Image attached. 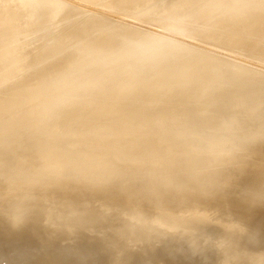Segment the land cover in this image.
Listing matches in <instances>:
<instances>
[{
	"label": "bare ground",
	"instance_id": "obj_1",
	"mask_svg": "<svg viewBox=\"0 0 264 264\" xmlns=\"http://www.w3.org/2000/svg\"><path fill=\"white\" fill-rule=\"evenodd\" d=\"M72 1L73 2L76 1V3L77 2L86 3L88 5L95 4L97 2H102V4H100V7L102 6L103 8L108 3L109 5H111L110 7L108 5V7H109L108 10H110V8L113 5V7H112L113 10L111 9L112 12H115V14H119L120 16L124 14L128 17V19L132 18V19L146 20L148 18L155 17V18L163 20L164 24L167 26V27H160V28L168 29L174 33H178V35L181 34L183 36L185 33H181V32L176 31V30L182 29L181 25H182V22L184 21V18L186 17V14L190 15V16L208 17L211 14H214L217 11L218 7L224 3V0H215L213 2H210L209 0H201L198 7L189 8L192 6V4H191L192 0H183V1L182 0H177V1L176 0L175 1L169 0L170 2H167L168 0L156 1V3L157 2L158 3L153 5V6H151L147 3L148 1L150 2V0H0V71L2 70L3 65H4L3 64L4 58L7 60L6 61L7 64H5V65L9 66V68L6 70L7 67L4 65L3 70H6L7 72L4 71L5 72L4 73L2 70L3 74L2 73L0 74V121H2V123L6 122L8 119H9V121H11V120L16 121V120L21 119V118L19 119L20 116H22L24 118H29V117H26V116H28L27 114L30 113L29 116H31L32 112L35 113V111H39V112H43V113L49 112V116H48L47 120L42 125H41V123L38 124L37 121H36L37 122L36 123L33 120L34 121L33 123L37 124L34 128L36 130L32 129V131L30 132L31 128L29 127L30 129L26 131V127H28L29 125L25 126V129L23 130L26 133H23V131L18 132V130L17 131L13 130V133H16L15 137H17V135H19L17 133H20L22 136L19 135V137H17V138L14 137L15 140L7 141V143L8 142L10 143V144H8L9 146L7 145V143H5V141L9 137L8 135L9 134L11 135V133H12L10 131V130H12V129H10V125L12 122H8V123L6 122V124L3 123V126L1 125L2 123L0 122V126H1L0 127V132H1L0 137L1 136L4 137L5 140L1 139L2 137L0 139L8 147H10V149H8L7 146L4 145L3 143H1V141H0V146L4 145V147H6L5 150L6 151L8 150L4 157H3V155L0 156L2 158V159H0V176H1L2 170L4 169L2 166H5V164H7L6 162L10 163V162L14 161L13 163H11V166H14L18 171L15 173V175H17L21 171L23 172V170L28 168V167L31 168L34 172L35 168L38 167L37 165H42V164H43L42 165V170H43V166H45L44 165L45 163H43V162H46L49 165L48 166L49 169L46 172L44 171L45 174L43 172L44 177L46 175L47 177L49 176V177L67 178V179L72 180V181H70V182H72V185H74L75 183H78L80 181L84 184H87V183L93 181V182L97 183V185H106V184L110 185L109 184L110 182L112 183L115 181L123 180L125 183L126 180L127 181L128 180L129 181H132V180L135 181L136 178L144 177V178H149V179L154 180V186L156 184L155 182H157V183L159 182V184H157V185H160V187H161L162 184H160V183H164V182H162L163 180H166L165 182L167 184L171 183L173 185H175L174 184L175 180H177V178L175 177L176 176L175 173L177 172L176 171L177 165L174 167H170V165H166L165 167H161L162 164H161V166H158L160 164L157 165V162H162V161L164 164H166L167 162L166 161L164 162V160H166L165 158L168 159V158H171V157L176 156V155L178 156V154H184V155H186L185 156L186 159L184 161H182L184 164L181 162L184 166H192L195 162H196L195 165H197V164H199V162L197 163V161H199V160L197 159V161H195L196 160L195 153L199 152L198 151L199 149L200 150L202 149V151H203V149L208 147V146L215 147V149H216V147H220V148H222V150L219 148V151L220 150L223 151L222 156L224 157L226 155V153L229 152L228 149L229 148L231 149L233 147V145H234L233 142L236 143V141H238L237 139L240 140L241 137H243V138L240 141H242L243 139H244L243 141H245L246 139L248 140V142H247L248 144H246L247 146L245 145L248 148H246L244 146V148H246L247 150L253 149L255 147V142L257 145L259 143L260 146L259 145L258 146H259L260 150H262L263 147H261L262 146L261 143L264 144V137H263L264 136V127H263L264 126L263 125L264 120L262 118H264V116H262L260 119L257 117V115L261 111H262L261 114H264L263 113L264 107L261 104L264 102L260 101L261 103L260 102L255 103L253 101H259L263 97L262 94L264 92L263 91L264 85H262V88H261V86L257 85L258 88H254V86H253V89H255V90L251 89V90L255 91L257 94L260 93L259 97L260 96L261 97L258 100V97H257V99L254 97L256 95V93L253 94V93H250L251 90H247L248 89L247 84H249L250 81H249V83H246V90L249 92L242 91V88H243V87H241L242 85L241 86H235V85L232 86L231 85L237 81L239 82V85H240V82H242V81H239L240 79L238 80L239 77L237 78V76L240 72H235V73H237L236 75L233 72V74L236 77L233 76V74L231 73L232 71H229V73L227 72V70H229L228 67L231 65H229V66L226 65L227 66L226 68H224L225 66L223 68L222 67L221 68H219V67H216V68L213 67L212 68L210 66V65L213 66L214 62L215 63L218 62L219 63L218 66H220V64L222 65V63L225 62L222 59L223 55L221 56L222 58L218 55L217 56L214 55V56H211V58H209L208 55L210 56L212 53L207 52L208 54L206 53L207 54L206 55L207 57H206L205 54L203 55L204 51L202 52V54L199 53L200 51L198 53H195L193 50L189 49L190 46L188 47V44H186V43L183 44L184 42L183 43L180 42V43H182V44H180L178 39H177L178 43L174 42L175 40L174 41H171L169 39L166 40L169 37L166 38L162 34L161 35L155 34V33L146 31L147 29L141 30L138 27L136 28L134 26H131L134 23L133 24L132 23L131 24L130 23H123L124 21H122L121 24H120V22L118 24V21L116 20L117 22L114 24L115 20L113 22L110 18L109 19L107 18L106 20H108V21L111 20V22H113V23L106 25L107 23L105 24V23L101 22L104 20H100V22L102 24H100L98 26L96 24L91 25V23L89 21H91L92 19L95 20V19L99 18V16H100V18L104 17L101 13L100 14L102 16L99 14L93 15V13L91 12V16L86 15L88 17L85 16L82 19H79V18L74 19L73 17L80 11L77 8L78 7L77 5H75V6H77V7H75L72 4ZM103 3H105L104 6H103ZM142 3L143 4L147 3V4L141 8L139 5H141ZM97 5H99V4H97ZM97 5H95V7ZM243 5H244L243 6L244 10L242 12L236 14V13H234V11L237 8H239V1L233 0V4L230 8L229 14L227 15V12H225V13L218 12L214 16L212 23L204 25V27L202 28L203 34H210V35L214 34L215 36H219V35H221V32H222L221 29H223L225 27H235L236 29H242L244 24H246L247 22H250L252 20L264 21V6L260 9H257V8L255 9L252 0H248ZM106 9H104V10H106ZM80 10L82 11V9H80ZM86 13H88V11ZM261 14H263V15H261ZM80 15H81V13H80ZM77 17H79V16H77ZM81 17L82 16H80V18ZM79 21H82L80 24L84 25V27H81L79 25L82 29H80V31H79L78 30L79 28H78L77 31H79L80 33L85 31V33H86L85 36L83 34H81L80 37H77L79 33L77 34L76 32H71V33H74V36H75L74 37L72 34L69 36V38L72 40L73 43L70 40H66L65 38H63V39L61 38L60 40L59 39L57 40V38H56V40H54L52 38L53 41L50 38V40L53 42V43H50V45L54 44V45H51L52 48L50 50L52 52H54V55L55 54L58 55V53L60 52L61 49H64V51L66 53V50L64 47L67 46V48H69V46H68L69 42L71 43L72 46L74 44H76L80 47V49H78L79 51L81 50L79 53H77L78 51L75 48V51H77L76 52L77 54H74L75 55L74 56L72 54L73 51L71 49H73L74 47H78V46L74 45L73 48H71V45H70L69 49L72 52H70L66 48L67 53H68L66 55H69V53H70V55L71 54L73 55V56L71 55L72 58L69 55L71 58L70 60H68L69 56L66 60L65 56L63 55L64 53L62 54V52H60V54L63 55L62 57H64V60H65V61L63 60V63H59L58 60H57L58 63H54V62L51 63L49 61H51L52 59L50 60L48 58L49 59L48 62L51 63V65L48 63L49 67H47V69L44 68L45 69L44 72L42 71L43 70L42 69L41 70L42 73L39 72V70L41 68L39 70L37 69L39 73L37 74V70H36V75H34L37 79L34 78V76H32V72L31 73L29 72L31 75H28V76L25 75L26 77L32 76L35 79V81L32 79V77H29L31 79V80H29L30 84L29 85L26 84V82L28 80L26 79L25 76H23L24 74H22V77H24V79H21L22 78L21 77L20 78L21 80L17 81L16 78L19 77V76H16V75H18L17 72H19V71L15 72V70H17V65L21 62V66L24 67L25 64L23 63L24 64L23 65L22 61L28 60L27 58H28L29 53H31V52H32V54H34V53L38 54L39 53V52H37V50L34 51V53H33V51H31V47L28 46L31 43V41L29 43V40H31L35 37H37L36 38L37 40L39 37H46L47 35H49L48 32L51 31L52 28H57L58 26L60 28V31H59V33H60L61 31L70 29L69 27H72V25L76 26L75 24L79 23ZM86 24H88V25H86ZM101 26H102L101 30H98ZM97 27H99V28L96 29ZM96 30H98V31H96ZM159 30H157V31H159ZM51 32H53V29ZM75 33L77 34V36ZM166 34H168V32ZM164 35H165V32H164ZM64 36L62 35L61 37H64ZM66 36H67V34H66ZM71 36H73V37H71ZM56 37H57V35H56ZM18 38L28 40V43H27V40L25 41L27 43L28 48L26 46H24L25 48H22L23 51L24 50L27 51L26 48L29 50L27 55L25 52V55L27 57L24 55H21L23 53H20L19 51L20 50H21V52H23V51H22V49H20L17 52L20 53V56H23L25 58L24 60L21 59L22 60L21 61L19 58L20 56L18 58H16L18 56L17 54H15L16 56L13 55L14 58L12 57L8 60L9 53L12 54V51L14 52L16 49L15 50L12 49V51L6 50L7 52L9 51V53L7 54L8 57L6 58L7 52L4 51V47H6L5 45L7 44L6 41L9 42V41H13L14 39H18ZM50 40H49V38H48V40L46 39V43L49 42ZM32 41H34V40H32ZM44 41H45V39H44ZM74 41H75V43H74ZM16 42H18V41H14L12 43H16ZM12 43H9V44L13 46ZM23 43H24V41H23ZM33 43L35 44V42H33ZM33 43H31V45H33ZM3 44H5V45H3ZM43 44L45 45V42H43ZM47 44H49V43H47ZM40 45L42 46V48L44 47L42 45V43ZM18 46H19V44H18ZM39 46H37V47H39ZM8 47H10V46L8 45ZM47 47L50 48V46H48V45H47ZM42 48L39 47L38 50L40 51V49L42 50ZM49 48L47 49L45 46V49L49 50ZM45 49L42 50L44 53L41 52V54H43V55H41L40 53H39L41 55L40 57H39V55H37L41 60L47 56L50 57L51 56L50 54L53 55V53L51 51H49L50 52V54H49V52L47 53V50H46V53L48 54L47 55L45 53ZM33 50H35V49H33ZM251 52H252V50H251ZM251 52H249V53H250V55H252V57H254L253 55L258 54L257 52H256L257 54L256 53L251 54ZM11 54H10V57L12 56ZM32 54H31V56H33ZM60 54H59V56H60ZM196 54H198V55H196ZM31 56H29V57H31ZM59 56L57 57L59 60L63 59L62 57L60 58ZM196 56H198L197 58L201 57L203 60L200 58L201 60L197 59L195 61L194 57L196 58ZM257 56H261V58L263 57V55H259V54ZM35 57H33L34 60H35ZM38 57L36 58V62L38 64H36V62H34V65L35 64L36 65L42 64L41 62L39 63V61H41V60H39V61L37 60ZM55 57L56 56H54V58ZM57 58H55V59H57ZM263 58H262V60H263ZM18 59L20 60V62H18ZM226 59L227 58H225V60ZM230 59H229V61H230ZM29 60H32V59H29ZM235 60H237L239 62L242 61V60H238V59H235ZM44 61H46V58L44 59ZM53 61H55V60L53 59ZM227 61H228V59H227ZM239 62H238V65H243V64H241L242 62H240V64H239ZM8 63H9V65H8ZM46 63H47V61H46ZM46 63L42 64V66L47 65ZM225 63L227 64V62H225ZM233 63H235V62L233 61ZM154 64L156 65V67ZM248 64L249 63H247L246 67L250 65V64L249 65ZM36 65H35V68H38V66H36ZM151 65H153V67H151ZM165 65L167 66V68ZM42 66L40 65L39 67H42ZM163 66H165L164 67L165 69L161 68ZM209 66H210V69L212 68L213 70H217V73L220 74L219 79H217L218 78L217 76H219L217 73L212 74V76L214 74L216 76V74H217V76H216L217 78H215V81L217 79L218 82L217 81H216L217 83L214 82V83H216V85L213 84V82H210V83L207 82V81L211 80L212 78L214 79V77H215V76H213V77L210 76L212 78H209V76L208 77L205 76V75H207L206 73H208V74L210 73L209 75H211V73H212V71H210V69H209ZM253 66H254V64H253ZM19 67H20V65H18V68ZM29 67H31V66H29ZM32 67H34L33 63H32ZM149 67H151V68H149ZM244 67H245V65H244ZM254 67L258 68V66H254ZM153 68H155L156 73L153 74L151 72L152 76H151V74L148 73L151 77H146L147 70L153 69ZM231 68L232 67H230V69ZM233 68H235L233 70L236 71V67L233 66ZM24 69H25V71L27 70L26 66ZM262 69H264V68H262ZM20 70H22V67ZM23 70L21 71V73L23 72ZM197 70L201 71L200 73H204V74L199 75V73L196 72ZM206 70H208V72ZM30 71H32V70L30 69ZM149 71H152V70H149ZM257 71L259 72L261 70H257ZM14 72L17 74L15 75ZM194 72L197 73V76H196V73H194ZM214 72H216V71H214ZM21 73H20V76H21ZM221 74H224V75L228 74V75L226 77L223 76L224 78H222V80H220ZM229 74L232 76H230ZM240 74L243 75V72ZM244 75L246 77L249 76V75H246L245 73H244ZM37 76H39V77H37ZM198 76H200V78ZM202 76L208 78L209 80L206 78H202L203 80H205V83H207V85L204 87L200 86L201 87V89H200V87L199 88L197 87L199 85L196 86V84L199 83L198 82L199 80H197V78L201 80ZM229 76L231 78L233 77L232 80L234 78L236 79V80H233V82L231 84H229L230 83L229 82V80H230ZM14 77H16L15 82L14 81L11 82ZM252 77H250V78L252 79ZM146 78H149L150 80L145 81ZM194 78H196V79H194ZM259 79H260V81L263 80V79L261 80V78H259ZM193 80L194 81L196 80L198 83H196V81H195V83H196L195 84ZM232 80H230V81H232ZM242 80H243V82H248L247 80H250V79H247V80L242 79ZM252 80L254 82L255 79H252ZM256 80H258V79L256 78ZM190 81L195 84L192 86L193 91L190 94L185 95L186 97H184V95L181 94V90H182L183 86H186ZM212 81H214V80H212ZM260 81H256V83L260 82ZM203 82H200V85H202L201 83H203ZM238 82L236 83V85L238 84ZM262 82H264V80ZM147 83H149V84H147ZM192 83H191V85H192ZM211 83H212V85H210ZM227 83H228V86H227ZM208 84H209V86H208ZM244 84H243V86H245ZM26 85H28V87H26ZM188 85L191 86L190 84H188ZM203 85H205V84H203ZM224 85L226 87H229V85H230L231 86L230 90L227 88L224 89V87H223ZM252 85L253 84H249L248 87L250 86V88H251ZM260 85H261V83H260ZM173 89L176 90L175 95H173L174 97L177 96L176 99H173L174 97L172 98V95H171V91H172V94L174 92ZM256 89H259L258 91H260V89H262L261 90L262 93L261 92L258 93ZM57 91L61 92V93L60 94L57 93L58 95L56 96L55 94ZM241 92L242 93L244 92L245 95L248 93L247 94L248 98H249V96L251 97L254 95L253 97L255 99L254 100L252 99L253 101H251V102H253L252 103L253 105L251 103H248V104L252 105V108H251L252 110L253 109L256 110L258 108V107L257 108L255 107L256 105L261 106V108L259 107L260 109L258 108L259 109L258 113H257V111H255L257 113L256 115L254 112L251 113L249 111V108L251 106L250 107H247V106L243 107L242 106L243 103L248 98H246V99L243 98V95H244L243 94L242 96H240L241 97V99H240L238 95H240ZM53 94H54V96H52ZM60 95H62L63 97ZM230 96H234V98H233L234 101L233 102L231 101L230 103H228L229 101L227 100V102H226L225 98L227 99V97H230ZM247 96H244V97H247ZM56 97H59V98H56ZM156 99H161V100H165V101L167 100L166 103H168L169 101L171 103L166 105V103L164 102L163 103L164 105L160 108V110H157L152 114H149V113L145 114L144 112L148 108H150L151 104H153L154 100H156ZM249 99H251V98H249ZM262 99H264V97ZM188 100H190L191 103L190 102L188 103ZM240 100H242V101L245 100L242 103V105H241L242 101L240 102ZM195 102H196V104H195ZM247 102L248 101L245 102V105L247 104ZM138 106H139V108H138ZM40 108H42V109H40ZM244 108H247L246 111H248V112H246ZM132 111H135L134 112V118L131 120L132 121L131 123L130 122H129V124L125 123L126 126L119 127V124L116 123L117 122L116 119H115L116 122L114 120H112L116 124L115 123L113 124L112 121L107 120L108 118L122 117L124 115H127L128 113H131ZM33 115L31 117H33ZM35 115H36V113H35ZM75 115H77L76 119L74 118ZM42 117H43V114H42ZM37 118H38V116H37ZM127 118H128V116H127ZM32 119H34V117ZM21 121H23V119H21ZM122 121L120 122L121 125H122ZM26 122L29 123V121H26ZM16 123H18L17 127H19V130L21 131L24 126H23V124H20L19 121H17V122L13 121L12 124H14V125H11V128L13 126L15 128ZM252 124H256V126H255L256 130L254 131L252 129L254 132H256V133L253 132L254 133L253 135L256 139L255 142H253L252 139L250 140L252 142H249V137L248 138L244 137L245 135L246 136L250 135V134H248L249 132L246 133L247 132L246 127L248 125H249L248 127H250V125L252 127ZM6 125L8 126L7 128L9 130L8 129L4 130L5 129L4 126H6ZM195 125H199V126L204 125L205 128H203L201 130H195V132L191 131V133H194L192 135L186 134L187 131L184 130V127L185 126H195ZM20 126L21 127L23 126V127L21 128ZM40 128H42V130H40ZM239 128H241V129L246 128V132H245L246 134L245 135L243 134L244 136L241 135V137H240V132L244 133V130L241 131V129H239ZM253 128H254V126H253ZM15 129H17V128H15ZM252 130H250V131H252ZM5 131L9 132V133H7V136H5L3 134V133L6 134ZM115 131L117 133L116 135H115ZM237 131L239 132V134ZM27 132H30V133H27ZM235 132H237V134L240 138L236 137V138H233V140H232V137H234V136H232L230 139L226 138L227 136L230 137V135L234 134ZM13 133L9 137V139L10 138L13 139L12 138L14 135ZM216 133H218V134H216ZM213 134H215V137L213 136ZM65 135L67 136V138H68V136H70V138H72V137L76 138L77 137L78 143L83 142L82 139H84L85 143H80V144H86L87 140L88 141L91 140L94 144L97 143L96 145H98V143L100 144L101 140H103L105 137H109L108 139L110 140V135H112V139H111L112 144L109 143V140L107 138L105 141L106 142L108 141V143L111 144L110 145L111 147L109 146V148H106V149L104 147V146H106V143H104V142L103 143L105 145L103 144L104 146H102V147L101 146H95L94 144H89V145L86 144L84 147H86L88 145L87 147H89V150H87L86 152H83L82 154H80L76 157L77 161L80 162L79 165L75 164L76 166H71L72 165L71 164V165H69L71 167H68V165H66L67 167L64 166V168H66V169H64V168H61L60 165H65L66 162H67L66 164H68L67 160L70 161L71 158L73 157V155L70 153L73 150L69 148L70 146L69 147H68V145L66 146V143L69 141H72V140L67 139L66 142L63 143V141H65V138H63ZM210 136H212V138ZM61 137H62V139H61ZM208 137H210V138H208ZM250 137L252 138V134ZM201 138H203V141L210 142V145L200 143L199 140ZM61 140H63V141H61ZM73 140H74L75 146H77L78 144L76 143L75 139H73ZM222 141L232 142V144L231 143L230 144L225 143V142L222 143ZM12 143H13V146H12ZM108 143H107V145H108ZM60 144H62V145L64 144L65 147L60 145ZM67 144H69V143H67ZM101 144H102V142H101ZM58 145H60V147H58V151H57L55 149H57ZM91 145H93V148ZM206 145H208V146H206ZM243 145H244V143H243ZM90 146H91V148H90ZM238 146H242V144L241 145L237 144V147ZM258 146H256V147H258ZM61 147L62 148L64 147V148L62 149ZM66 147H68L71 151L68 148L66 149ZM239 148H241V147H239ZM2 149H1V151H2ZM59 149H62L60 151V153H59ZM78 149H80V148H78ZM209 149L211 150V148H209ZM209 149H207L206 151H208ZM241 149H243V148H241ZM5 150L2 152L5 153ZM63 150H65V151H63ZM68 150H69V152H68ZM236 150H240V149H236ZM247 150H246V152L252 151V150H250V151H247ZM257 150L255 149L254 151H257ZM51 151H53V152L55 151L56 154L53 152L50 153ZM81 151L79 153H81ZM262 151H264V148ZM203 152L205 154V151H203ZM208 152H210V151H208ZM216 152L217 151L215 150L214 153H216ZM240 152H241V150H240ZM21 153H23V155ZM48 153H49V156L47 157L46 155H48ZM260 153L262 154V152H260ZM260 153H259V156H261ZM19 154H21L20 156H22V158H19V156H18ZM241 154H243V151ZM139 155L151 156L150 157L151 159H149V162L147 164L148 166H146L144 168H139L140 166H137V165H136L137 167L127 165V162L131 159V157L133 158V157L139 156ZM199 155H200V153H199ZM250 155H251V152H250ZM254 155L256 156L255 152H254ZM257 155H258V153H257ZM262 155L264 156V154H262ZM208 156H209V154H208ZM255 156L252 159H255ZM116 157H117V159L120 158L121 160L118 163H114V165H110L108 167H105V164L107 162L113 161V159ZM180 157H181V155H180ZM245 157H247V160L250 159V158H248V156H245ZM245 157L244 158L242 157L241 159H244V161H245V159H246ZM134 159H136V158H134ZM177 159H179V158H177ZM169 160L170 159H168V161ZM171 160H170V163H171ZM202 160L203 159H201V161ZM218 160L219 159L216 158V160H214L213 162H217ZM90 161H93V163L91 165H87ZM210 161H207V163L202 161L204 164L203 166L201 165L202 168L206 167V164L210 165ZM251 161H250V163H251ZM258 161H259V159H258ZM262 161H263V159H262ZM177 162H179V160ZM252 162H254V161H252ZM256 162H255V164H256ZM263 162H261V163H263ZM141 163L142 162H140V164ZM172 163L174 164V161H172ZM228 163H230V162H228ZM233 163H234V165L236 164L235 162H233ZM134 164H136V163H134ZM176 164H178V163H176ZM252 164H254V163H252ZM53 165H58V167H54ZM156 165L160 168L156 167ZM179 165H181V164H179ZM222 165L224 166L223 163H222ZM225 165H226V162H225ZM244 165L242 164L240 166L243 167ZM218 166H220V165H218ZM218 166L215 165V167H218ZM227 166H229V165H227ZM242 167L241 168L237 167V168H240L239 170H241ZM39 168H40V166L38 167V169ZM113 168H114V170H113ZM224 168H226V166ZM229 168H231V167H229ZM243 168H245V167H243ZM188 169H186V170H188ZM200 169H201V167H200ZM200 169L198 168L199 171H200ZM226 170L228 171L229 169H226ZM232 170H233V168H232ZM239 170L237 169L238 172H239ZM199 171L197 173H194L193 175L190 174L191 176H188V177L185 176V180H184L183 184H184V186H186L185 188L192 190V192H194L196 194L197 193L199 195H201L203 193L206 194V196L202 195L203 196L202 199L205 198V202L203 200L204 203H206L207 199H211L213 203L214 202L222 203L223 201L227 200V197L230 196L229 194L232 195V193L234 191L233 189L236 188V185L234 188H232L233 183H232V185L226 183V182H229V180H227L225 182L226 185H224V182H223V184H220V182H217L215 184V180L213 181L212 179H208V178L206 180L201 181L200 180L201 177L199 176L201 172L199 173ZM210 171H212V170H210ZM36 172H37V170H36ZM33 174H35V173H33ZM38 174H39V172H38ZM181 174H182V172H181ZM185 174L187 175L186 172H185ZM217 174H218V172H217ZM229 174H230V171H229ZM229 174H226V171H225V176L227 175V177H228ZM232 174H231V178H233ZM39 176H42V175L39 174ZM235 176H236V174H235ZM14 177L17 178L16 176H14ZM203 177H205V176L203 175ZM212 177H214V176H212ZM229 177H230V175H229ZM229 177L227 179H230ZM238 177H239V175L237 176V178ZM215 178H213V179H215ZM245 178H247V177L240 178L239 180H236V181H238L237 183H242L245 185H248L252 182L250 180V183H248L247 181H249L248 179H250V178H248V179H245ZM220 180H222V179H220ZM232 180L233 179H231L230 181H232ZM167 181H173V182H167ZM260 181H261V179H260ZM263 181H264V179H262V182ZM82 183H79V184H82ZM134 183L135 182H133V184ZM141 183L143 184V182H141ZM253 183L254 182H252L251 184H253ZM133 184H129V185H133ZM136 184H137V182H136ZM176 184H177V182H176ZM227 184H228V186L230 185L229 190L226 188ZM234 184H236V183H234ZM251 184H250V186H251ZM95 185H90V186H92V188H93ZM108 185H106V186L108 187ZM119 185L120 184L115 186V184H114L112 186L119 187ZM122 185H121V187H123ZM138 185H139V182H138ZM143 185L145 186V183ZM143 185H141V186L143 187ZM263 186H264V184L262 185L261 182L259 185L256 184L255 186L253 184L252 187H256V190L255 191L251 190L252 192L249 191L250 192L249 195H251V197L248 196V198L250 197L249 199L247 197H246V199L237 197V200L239 202L236 206L232 207L230 209V211L236 212L238 210H242L244 212L245 208L241 209L243 207H248V206L250 207L251 205L256 206L258 204H260V205L262 204L264 206V204L262 202H260L259 198L255 197L256 195L259 196L260 193H262L261 195L263 196L264 189L260 190L263 188ZM9 187L12 188V186H8V188ZM19 187L22 188L23 186L19 185ZM115 187H113V190H112L114 192H115V190H114ZM131 187H130V189H131ZM160 187L158 186V188H160ZM169 187H170V185H169ZM20 188H18V189L20 190ZM42 188H44V187H42ZM100 188H101V186H100ZM109 188L110 187H108V189ZM176 188H178V187H176ZM176 188L174 190H176ZM13 189L15 190V188H13ZM31 189H32V187H30V190ZM82 189H80V190H82ZM98 189H99V186H98L97 190ZM121 189H123L122 192H124L126 190L125 188H121ZM135 189H137V188L135 187ZM144 189H147V186H145ZM161 189H159V190H161ZM163 189L165 190L164 187H163ZM206 189H214V190L212 192L207 190L208 192H210V193H207ZM222 189L228 190V191L225 190L226 194L224 193L225 191L223 193H220V190H221V192L223 191ZM10 190H8V192ZM16 190H17V188H16ZM34 190H36V189H34ZM243 190H244V188H243ZM5 191L0 192V195H2V193H5ZM83 191H85V190H83ZM108 191H110V190H108ZM130 191H132V189ZM138 191L136 192V195H137ZM162 191H160L161 193L159 192L160 195L162 194ZM176 191H179V189H177ZM245 191L246 190H244V192ZM91 192H95V191H91ZM114 192H110V193L112 194ZM128 192L123 193V194L125 195ZM144 192L142 191V193H144ZM175 192H173V193H175ZM184 192H186V191H184ZM228 192H230V193L227 194ZM24 193H26V192H24ZM105 193L107 194V192H105ZM178 193H180V191ZM114 194H116V193H114ZM117 194H118V196L122 195L120 193H117ZM5 195H6V193H5ZM165 195H166V193L163 194V196H165ZM178 195H176L175 199L177 197L180 198V196H183L184 194L183 195L181 194L180 196H178ZM187 195H188V193H187ZM103 196H105V195H103ZM127 196H126L127 200L130 201L129 197H127ZM168 196L169 195H167V197L165 196V198H167V200H169ZM188 196H186V197L189 198L191 195L189 197ZM130 197L133 198L134 194H133V196L131 195ZM148 198L149 197L145 198L146 202H144L145 200H142V198H141L142 201L141 200L140 201L142 203H149V202H147ZM156 198H158V196ZM165 198L163 197V199H165ZM171 198H172V196H171ZM183 198H184V200H186V198L184 196L181 197L182 200H183ZM244 198H245V196H244ZM158 199H155V200L157 201ZM181 199H179V201H181ZM202 199H201V202H202ZM190 201H191V198H190L189 202ZM207 201H209V200H207ZM163 202H165V201L163 200ZM201 202H200V204L203 203V202L202 203ZM16 204H17V202H16ZM16 204H14L15 205L14 206L15 208H14L13 206H11V203H10V208L7 209L6 207L8 205L6 206L3 203L2 205L5 206L3 208L4 209L6 208L7 210L5 209L6 211H4L3 208L1 207L2 209H0V211L7 213L11 210V207H13L12 211H10V212L14 213L13 209H18L16 207L21 206L20 204H22V203H19V205H16ZM152 204H154V203H152ZM191 204H192V202H191ZM23 205H25V204H23ZM0 206H1V204H0ZM40 206L41 205L37 204L35 206V209L40 207ZM207 206H209V205H207ZM88 207L89 206L82 207L81 209H79V211L75 212V215L78 216V218L86 217L87 212L89 210ZM166 208H167V204H166ZM254 208H256V207H254ZM258 208H260V207H258ZM263 208H262V210H263ZM26 209H28V207H26L24 209L21 208V210L18 212V214L22 213ZM41 209H42V211L47 212V208L41 207ZM169 209H170V207H169ZM36 210H38V209H36ZM12 213H11V216L8 215V216H10V219H13V217L14 218L16 217V216L12 217ZM195 213H197V212H195ZM3 214H5V213H3ZM5 216H7V215H5ZM100 218H101V216L91 217L92 221H90V224L99 223L100 220H98V219H100ZM114 218H115V216H114ZM118 218H119V215H118ZM3 219H0L1 223H2ZM10 219H8V220H10ZM118 220H120V219H118ZM4 221H7V220L4 219ZM14 221H11V222L14 223ZM11 222H10V224H12ZM19 222L20 221H17V222H15L17 224H13V225L14 226H16V225L21 226ZM52 222H53V220L51 219V220H48L46 223H49L51 225ZM121 222H123V221H121ZM121 222H119V223H121ZM5 223L6 222H3L2 224L4 225ZM8 223H9V221H7V224ZM7 224H5V225L10 226L9 224L8 225ZM121 224H122L121 226H123V223H121ZM54 225L58 226L56 223ZM111 225L114 226L113 224H111ZM36 226H37L36 228L39 229V227H38L39 225H36ZM51 226H49V228H51ZM56 226H52V228L50 230H47V228H48V226H47V228L44 229V230H47V232L43 231L44 235L46 236V238L44 239V243H49L48 244L49 246H53V243L56 242V243H54L55 248H54V246L51 247V248H54L55 252L59 251V249L62 248V246H60V245L64 244L67 246L69 243L68 239L71 238V235L69 236V233H68L69 231L67 232V229H65L64 227L57 228ZM60 226L61 225H59V227ZM201 227H203V228H200L201 233L199 234V237H201L200 238L201 240H208L207 239V238H209L208 235H211V233L214 230L215 231L221 230L222 227H224L226 229H228L229 227L231 228V231L227 232L228 234H226V235L236 233V232H234L235 225H224V226L223 225H202ZM247 227H248L247 225H244L243 229L246 230ZM77 228H79V227H77ZM98 228H97V230H99ZM127 228H129V227H127ZM139 228L141 229L140 226H139ZM8 229H10V228H8ZM81 229L79 231H82ZM243 229H241L237 234H242L244 232ZM13 230H11V231H13ZM15 230H18V229H15ZM97 230L95 229V231H97ZM131 230H133V229H131ZM147 230H148V232L145 231L146 233L144 235L142 234L143 232L141 234L138 233L137 232L138 230L137 231L135 230L134 232L127 233L126 234L127 236L124 237V240L120 243V245L112 244V243L116 242L113 238L116 239L117 237L112 238L109 236V234H105L103 236L100 235L101 237H99V238L94 237V239L97 241L92 239V241H95V243L85 244V246H83L84 249L83 248L79 249V247L77 245H74V248L79 249L78 253L81 255V258H80L81 260L89 259V258H90V260L94 259L96 257L95 256L96 254H98V253L101 254L100 252H102L106 255L108 254V256L110 258H108L106 255L105 256L108 259L112 260V262H110V264H130L132 261H134L138 258V257L136 258L135 256H137L139 254L141 255V253H143L144 251L147 250L146 251L147 253L146 254L143 253V254H144L145 258L150 259L149 262H152L149 264H161L163 261L160 258H159L160 261H158V259H156L157 254H158L157 249L162 247V246H158V244H159V241L162 243L163 240L169 238L170 233H168V231H166V230H163V234H165V236L159 238L158 236L154 235L155 232L160 231L159 228H157V229H155V231H153V230H150V227H149V228H147ZM26 231H27V229L25 230V233L22 232L23 236L25 234H28V233H26ZM16 232H18V231H16ZM27 232H29V231H27ZM91 232H92V230H91ZM82 233H84V230L82 231ZM17 234H21V232L19 231V233H17ZM77 234H78V231H77ZM79 234H81V233H79ZM13 235L15 237L16 234L13 233ZM29 235H30V233H29ZM19 236L21 237V235H19ZM25 236L28 238V235H25ZM6 237H8V236H6ZM135 237H137V238H135ZM11 238L12 237H10V239ZM255 238H256V236H255ZM10 239H9V241H10ZM19 239H18V241H19ZM34 239H35V237H34ZM138 239H140V240H138ZM200 239H196V240H200ZM15 240H17V237H15ZM29 240H31V238H29ZM80 240H82V239H80ZM134 240L138 241V242L136 241L138 243V245H136V247H137L136 250L134 249L135 247L133 246V249L137 253L134 250H131V252L133 251V253L130 252L131 254L130 253L128 254V251H129L128 249L131 248V245L133 243L132 241H134ZM21 241L23 242V240H21ZM34 241L36 242V240H34ZM37 242H39V241H37ZM42 242H43V240H42ZM16 243H18V242H16ZM21 244H24V243H21ZM29 244H30V242H29ZM202 246H204V245H202ZM35 247L38 248L40 246L37 247L35 245ZM44 247H45V245H44ZM44 247H43V249H44ZM164 247H162L160 249L162 250ZM19 248H17L18 250L17 249L16 250L19 251ZM68 249H66V251H68ZM173 249H170V250L168 249L169 250L168 252L170 253ZM51 250H53V249H50V252H51ZM71 250H70V252L69 251L68 252L65 251V252L70 255ZM32 251H33V249H32ZM41 251H43L42 247H41ZM163 251H164V249H163ZM174 251H176V250L174 249ZM6 252H8V251H6ZM26 252H28V251H26ZM30 252H31V250H30ZM37 252H40L39 248H38ZM37 252H33V253L35 254ZM43 252H44V254H46L45 250ZM60 252L62 254L65 253L64 251L63 252L60 251ZM5 253H3L2 255H4ZM10 253H12V250L10 251ZM13 253H15V252H13ZM13 253H12V255L15 256L16 254L14 255ZM19 253H22V252L20 251ZM34 254H32V255L29 254V256L31 255L32 257H35ZM38 254H40V253H38ZM52 254H53V252H52ZM73 254L75 255V253L72 252V256H73ZM79 254H78V256H79ZM148 254L151 256H149ZM19 255H21V254H19ZM64 255H63V257H64ZM142 255H141V257H143ZM147 255H148V257H147ZM7 256H8V254H7ZM58 256H59V254H58ZM102 256H104V255H102ZM17 257L18 256L16 255V258ZM26 257H27V253H26ZM61 257H62V255H61ZM61 257L59 256V257H57V259H60V261H62L64 258L62 259ZM149 257H151V258H149ZM14 258L15 257H13V260H15V263H16V259H14ZM22 258L23 257L20 258L21 261H22ZM0 259H2V258H0ZM28 259H30V258H27V260ZM97 259H98V257H97ZM97 259L95 258L96 261H97ZM153 259H155V260H153ZM9 260H10V258H8V261ZM33 260H34V258H33ZM152 260L155 261V263ZM31 261H32V258H31ZM35 261H37L36 258H35ZM60 261L56 260L54 258H49L46 261H44L43 264H61ZM63 261H65V260H63ZM83 261L87 262L86 260H83ZM18 262H20V261L18 260L17 263ZM165 263L167 264V262H163L162 264H165ZM13 264H14V261H13ZM23 264H24V262H23ZM38 264H39V262H38ZM91 264H92V262H91ZM99 264H101V263H99ZM102 264H104V263H102Z\"/></svg>",
	"mask_w": 264,
	"mask_h": 264
},
{
	"label": "rangeland",
	"instance_id": "obj_2",
	"mask_svg": "<svg viewBox=\"0 0 264 264\" xmlns=\"http://www.w3.org/2000/svg\"><path fill=\"white\" fill-rule=\"evenodd\" d=\"M156 1H163V0H150V2L148 1L147 3L149 4V5H151V6H153V5H155V4H157L156 3ZM170 1H172V0H170ZM169 0L167 1V2H170ZM175 1V0H174ZM177 1V0H176ZM183 1V0H182ZM210 2H213V1H215V0H209ZM239 1V8H237L235 11H234V13H240V12H242L243 10H244V8H243V4H245L248 0H238ZM200 2H201V0H192V6L191 7H189V8H194V7H198L199 6V4H200ZM252 2H253V5H254V7H255V9L257 8V9H260V8H262L263 6H264V0H252ZM71 3V2H70ZM78 3V4H77ZM76 3V1L75 2H73L72 1V4L75 6V5H77V6H75V7H77L78 9H79V11L80 12H78L73 18L74 19H76V18H79V19H82L83 17H85L86 15H88V16H91V12L93 13V15L94 14H99V15H103L104 17H101L100 18V16H99V18H97V19H92L91 21H89L90 23H91V25L92 24H96L97 26L98 25H100V24H102L101 22H103V23H107L106 25H108V24H111V23H113L114 22V20H115V22H114V24L118 21V24H119V22H120V24L122 23V21H124L123 23H134L133 25H131V26H134V27H138L139 29H141V30H146V31H148V32H152V33H155V34H159V35H163L164 37H169V38H167L166 40H171V41H174V42H177L178 43V41H179V43L180 42H184L183 44H188V47H189V49H191V50H193L195 53H198L199 51V53H201L202 54V52H203V55L205 54V56L208 54L207 52H209V53H212L210 56L208 55V57L209 58H211V56H222L221 58L225 61V62H227V64L225 63V62H223L222 63V65L220 64V66H218L219 65V63L218 62H214V65L212 66V65H210L212 68L213 67H219V68H223L224 66V68H226L227 66L226 65H231V66H229L228 67V69L229 70H227V72L229 73V71H232L231 73L233 74V72L235 73V72H240V73H242L243 72V75H241L240 73L238 74V76H237V78H238V80L239 81H242L243 82V80L242 79H245V80H247V79H250V80H247L248 82H240V85H239V82H238V84L236 85V83L237 82H235L234 84H231L232 82H233V80H236L235 78L232 80V78L230 77V76H232V75H230L229 77H230V80H232V81H230L229 80V84H231L232 86H241V87H243L242 88V91H246V92H249V91H247V90H251V89H253V86H254V88H258L257 87V85L258 86H261V88H262V85H264V82H262L263 80H264V69H262V68H264V21H261V20H259V21H256V20H252V21H250V22H247L246 24H244V26L242 27V29H236L235 27H225V28H223V29H221L222 30V32H221V35H219V36H215L214 34H203V27H204V25H207V24H209V23H212L213 22V19H214V16L218 13V12H223V13H225V12H227V15L229 14V12H230V8H231V6H232V4H233V0H224V3L223 4H221L219 7H218V9H217V11L214 13V14H211L210 16H208V17H204V16H201V17H198V16H190V15H187L186 14V17L184 18V21L182 22V29L181 30H176V31H179V32H181V33H185L184 34V36L183 35H181V34H179L178 35V33H174V32H172V31H170V30H168V29H165V28H160V27H167L165 24H164V21L163 20H161V19H158V18H155V17H153V18H148V19H146V20H139V19H132V18H129L128 19V17L126 16V15H119V14H115V12H112V7H113V5H112V7L110 8V10H108L109 9V7L111 6V5H109L108 3L104 6V4L106 3H103V6H104V8L102 9L101 7H100V4H102V2H97V3H95V4H91V5H88V4H86V3H80V2H77ZM80 3V4H79ZM147 3H142L141 5H139L141 8L143 7V6H145ZM180 3V2H179ZM178 3V4H179ZM97 4H99V5H97ZM81 5V6H80ZM83 5V6H82ZM93 5V6H92ZM95 5H97L96 7H95ZM108 5H109V7H108ZM90 6V7H89ZM99 6V7H98ZM82 7V8H81ZM107 9H106V8ZM85 8V9H84ZM94 8V9H93ZM80 9H82V11L80 10ZM104 9H106V10H104ZM112 9V10H111ZM85 12H84V11ZM88 11V13H86ZM80 13H81V15H80ZM101 13V14H100ZM84 15V16H83ZM101 15V16H102ZM261 15H263V14H261ZM77 16H79V17H77ZM80 16H82L81 18H80ZM88 16H86V17H88ZM106 16V17H105ZM124 16V17H123ZM105 18V19H104ZM111 19L113 22H111V20H106V19ZM122 19V20H121ZM100 20H104V21H101L100 22ZM117 20V21H116ZM83 21V20H82ZM82 21H79V23H77V24H75L76 26H74V25H72V27H69L70 29H67V30H64V31H61L60 33H59V31H60V28H59V26L57 27V28H52L53 29V32H51L52 31V29H51V31H49L48 33H49V35H45L46 37H39L38 38V40L36 39L37 37H35V38H33V39H31V40H29V43H30V41H31V43H33V42H35V44L33 43V45H31V43L28 45L29 47H31V51H33V53H34V51H36L37 50V52H39L40 54H41V52L42 53H44L42 50H44L45 49V46H46V48L48 49L49 47H47V45L48 46H50V48H49V50H47V49H45V53H46V50H47V53L49 52V51H51L50 49L52 48V46L51 45H54V44H51L50 45V43H53L52 41H53V39L54 40H56V38H57V40L59 39H63V38H65L66 40H70L71 42H72V40L69 38V36L72 34L73 36H74V33H71V32H76L77 34H78V36H77V34H76V36L77 37H80L81 36V34H83L84 36L86 35V33H85V31H83V32H79L80 31V29H82L81 27H84V25H82V24H80ZM96 21V22H95ZM89 23V24H90ZM136 23V24H135ZM84 24V23H83ZM104 24V25H105ZM81 27H80V26ZM86 25H88V24H86ZM85 25V26H86ZM79 26V27H78ZM143 26V27H142ZM72 28V29H71ZM79 28V29H78ZM99 27H97L96 29H98ZM101 28H102V26L98 29V30H101ZM199 28V29H198ZM77 29L79 30V31H77ZM160 29V30H159ZM74 30V31H73ZM98 30H96V31H98ZM157 30H159V31H157ZM161 31V32H160ZM65 32V33H64ZM164 32H165V35H164ZM168 32V34H166ZM69 33V34H68ZM172 35H170V34ZM66 34H67V36H66ZM188 34V35H187ZM56 35H57V37H56ZM60 35V36H59ZM64 36V37H61V36ZM82 35V36H83ZM174 35V36H173ZM73 36H71V37H73ZM177 36V37H176ZM180 36V37H179ZM59 37V38H58ZM69 39H68V38ZM75 37V36H74ZM171 37V38H170ZM43 38V39H42ZM48 38H49V40H50V38L52 39V41L50 42H47V43H49V44H47L46 43V39L48 40ZM181 38V39H180ZM44 39H45V41H44ZM173 39V40H172ZM177 39H178V41H177ZM27 39H21V38H18V39H14L13 41H6L7 42V44L10 46V47H8V45L6 44H3V45H5L6 47H4V51L5 52H7L6 50H9V51H12V49H16L14 52L12 51V54L11 53H9V51L6 53V58L8 57L7 56V54L9 53V57H8V60L10 59V58H14V56L13 55H15V54H17L18 56L16 57V58H18L19 56H20V53H23V54H21V55H24V56H26L27 55V53H28V47H27V43H28V40H27V43L25 42ZM32 40H34V41H32ZM36 40V41H35ZM14 41H18V42H16V43H12V42H14ZM23 41H24V43H23ZM42 41V42H41ZM197 41V42H196ZM5 42V43H6ZM41 44L42 43V45L44 46L43 48H42V46L39 44V43ZM43 42H45V45L43 44ZM69 42V41H68ZM199 42V43H198ZM9 43H12L13 44V46L12 45H10ZM37 43V44H36ZM73 43V42H72ZM74 43H75V41H74ZM182 43H180V44H182ZM194 43V44H193ZM18 44H19V46H18ZM24 44V45H23ZM40 46H39V45ZM78 44V43H77ZM208 44V45H207ZM23 47H22V46ZM31 45V46H30ZM70 45H71V43L69 42V48H70ZM74 45H76V44H74ZM73 45V46H74ZM194 45V46H193ZM15 46V47H14ZM18 46V47H17ZM24 46H26L27 48H26V50L27 51H23V49L22 48H25ZM37 46H39V47H41L42 48V50L40 49V51L38 50L39 49V47H36ZM73 46L71 45V48H73ZM76 46H78V45H76ZM12 47V48H11ZM20 47V48H19ZM35 47V48H34ZM6 48V49H5ZM10 48V49H9ZM54 48V47H53ZM65 48V50H66V53H65V51H64V49H61L60 50V52H62V54L65 56V58H66V60H67V58H68V56L70 55V53H69V55H66V54H68L67 53V49L70 51V49L69 48H67V46L66 47H64ZM67 48V49H66ZM75 48L77 49V51H75ZM194 48V49H193ZM20 49H22V51L23 52H21V50ZM33 49H35V50H33ZM56 49V48H55ZM78 49H80V47L78 46V47H74L73 49H71L72 51H70V52H72V54L74 55V54H77V53H79L80 51L78 50ZM220 49V50H219ZM20 50V51H19ZM196 50V51H195ZM207 50V51H206ZM251 50H252V52H251ZM17 51H19L20 53H18ZM30 51V52H31ZM64 51V52H63ZM68 51V52H69ZM75 51V52H74ZM206 51V52H205ZM222 51V52H221ZM255 51V52H254ZM25 52H26V55H25ZM52 52V51H51ZM60 52L58 53V55L57 54H55L54 55V52H52L53 53V55L54 56H56L55 58H57L58 56H59V54H60ZM77 52V53H76ZM249 52H251V54H255L256 52L259 54V55H263V60H262V58H261V56H257V55H253L254 57H252V55H250V53ZM254 52V53H253ZM36 54V53H34V54H32V52L31 53H29L28 54V60H24L25 58L23 57V56H20L19 58H20V60L21 59H23L24 61H22V64L24 65V67L23 66H21V62H20V60L18 59V62H20L18 65H20V67L18 68V65H17V70H15V72H17V71H19L20 73H21V71L25 68V66H26V68H27V70L25 71V69L23 70V72L21 73V76H20V73L19 72H17L18 73V75H16L17 73H15L14 72V74L16 75V76H19L18 78H16V77H14L13 78V80L11 81V82H15V80L17 79V81L18 80H21V79H24V77H22V74H24L23 76H25V75H31L30 73L32 72V76H34V75H36V70L38 69H40L39 70V72L40 73H42V71L44 72V68H46L47 69V67H49V64L51 65V63L52 62H54V63H63V60H64V57H62L63 55L62 54H60V58L62 57L63 59H61V60H59L58 58L57 59H55L54 58V56L52 55V54H50V52H49V54L52 56H47V57H45L46 58V61H47V63H46V61H44V59H40L39 57L41 56V55H43V54ZM46 53V54H47ZM207 53V54H206ZM10 54L12 55L11 57H10ZM31 54L33 55V56H31ZM71 54V55H72ZM37 55H39V57L37 56ZM48 55V54H47ZM70 55V56H71ZM72 55V56H73ZM196 55H198V54H196ZM230 55V56H229ZM239 55V56H238ZM16 56V55H15ZM29 56H31V57H29ZM36 56V57H35ZM70 56H69V59L68 60H70L71 58H72V56H71V58H70ZM75 56V55H74ZM78 56V55H77ZM27 57V56H26ZM33 57H35V60H34V58ZM38 57V61L39 60H41V61H39V63L41 62L42 64H47V65H43L42 66V64H39V65H36V64H38L37 62H36V58ZM198 56H196V58L194 57V59H195V61L198 59H200V58H197ZM204 57V56H203ZM207 57V56H206ZM219 57V58H220ZM51 60V61H49V62H51V63H49L48 62V60L49 59ZM225 58H227L228 59V61H227V59L225 60ZM231 58V59H230ZM29 59H32V60H29ZM53 59L55 60V61H53ZM202 59V58H201ZM200 59V60H201ZM229 59H230V61H229ZM235 59H238V60H242V61H240V62H242L241 64H243V65H238V62L239 61H237V60H235ZM248 59V60H247ZM4 61V65L5 64H7V60L4 58L3 59ZM57 60H58V62H57ZM203 60V59H202ZM254 60V61H253ZM33 61V62H32ZM43 61V62H42ZM61 61V62H60ZM65 61V60H64ZM233 61L235 62V63H233ZM237 61V62H236ZM249 61V62H248ZM6 62V63H5ZM31 62V63H30ZM34 62H36V66H38V68H35V65H34ZM240 62H239V64H240ZM244 62V63H243ZM252 62V63H251ZM28 63V64H27ZM32 63H33V66L34 67H32ZM49 63V64H48ZM225 63V64H224ZM230 63V64H229ZM247 63H251L249 66H247L246 67V65H247ZM30 64V65H29ZM253 64H254V66H258V68L256 67H254L253 66ZM4 65H3V68H2V70L4 69ZM8 65H9V63H8ZM42 66V67H39V66ZM155 65V64H154ZM244 65H245V67H244ZM7 68H6V70L9 68V66H7V65H5ZM29 66H31V67H29ZM158 66V65H157ZM166 66V65H165ZM165 66H163V67H161V68H164ZM210 66H209V69H210ZM233 66L234 67H236V71H234L233 69H235V68H233ZM253 66V67H252ZM16 67V66H15ZM21 67H22V70H20L21 69ZM151 67H153V65H151ZM151 67H149V68H151ZM155 67H156V65H155ZM230 67H232L231 69H230ZM262 67V68H261ZM33 68V69H32ZM166 68H167V66H166ZM211 68V69H212ZM241 68V69H240ZM252 68V69H251ZM255 68V69H254ZM19 69V70H18ZM30 69L32 70V71H30ZM35 69V70H34ZM43 69V70H42ZM165 69V68H164ZM210 69V71H212V73H211V75H209L208 73H206L207 75H205L206 77H208L209 76V78H212L213 76H215V74L212 76V74L213 73H217V70H211ZM218 69V68H217ZM244 69V70H243ZM261 70V71H257V70ZM2 70L0 71V74L2 73ZM6 70H3V72L5 71V72H7ZM38 70H37V74L39 73L38 72ZM42 70V71H41ZM149 70H152V71H149ZM149 70H147V75H146V77H151L152 76V73L154 74V73H156V71H155V68H153V69H149ZM240 70V71H239ZM25 71V72H24ZM35 73H34V72ZM207 72H208V70H206ZM209 71V72H210ZM214 71H216V72H214ZM242 71V72H241ZM255 71V72H254ZM263 71V72H262ZM4 72V73H5ZM30 72V73H29ZM152 72V73H151ZM197 73H199V75H201V74H204V73H200L201 71H196ZM196 72H194V73H196ZM26 73V74H25ZM151 74V76L149 75V74ZM197 73H196V76H197ZM244 73L246 74V75H249V76H245L244 75ZM3 74V73H2ZM218 74V73H217ZM217 74H216V76H217ZM237 73H235V75H236ZM219 76H215L214 77V79L212 78L211 80H209L208 78H206V77H201V80L200 79H198L197 77V80H199L198 82L196 81V83H198V84H196L195 83V81H194V83L196 84V86L197 85H199V86H197L198 88L200 87V86H206L207 85V83H205V80H203L202 78H206V79H208L209 81H207L208 83H210V82H213V84H215L216 85V83L218 82L217 81V79H219V77H220V74H218ZM228 74H221V78H220V80H222V78H224V77H226ZM234 74H233V76H235ZM32 76H29V77H32ZM195 76V75H194ZM210 76H212V77H210ZM224 76V77H223ZM254 78H253V77ZM22 77V78H21ZM26 77V76H25ZM29 77H26V79L28 80L27 82H26V84H30V81L29 80H31ZM37 77H39V76H37ZM199 78H200V76H198ZM236 77V76H235ZM250 77H252V79H255L256 80V78L258 79V80H256V81H260V79L259 78H261V80L262 81H260V82H257L256 83V81L254 80V82H253V80L250 78ZM16 78V79H15ZM21 78V79H20ZM29 78V79H28ZM34 78H36L35 76H34ZM33 77H32V79L35 81V79H34ZM196 78H194V79H196ZM215 78H217L216 79V81H215ZM37 79V78H36ZM148 79V80H147ZM150 79L149 78H146L145 79V81H149ZM204 82H203V81ZM212 80H214V81H212ZM219 80V81H220ZM192 81V80H191ZM190 81V82H191ZM249 81H250V83H249ZM188 83V84H190L191 85V83ZM200 82H203V83H201L202 85H200ZM214 82H216V83H214ZM146 83V82H145ZM194 83H192V85L191 86H189L188 84L186 85V86H183V88H182V90H181V94H183L184 95V97H186L185 95H187V94H190L192 91H193V85H195ZM228 83H227V86H228ZM245 83V84H244ZM246 83H249V84H253L252 86H251V88H250V86L248 87V85L249 84H247V90H246ZM260 83H261V85H260ZM147 84H149V83H147ZM203 84H205V85H203ZM243 84L245 85V86H243ZM28 85H26V87H28ZM210 85H212V83L210 84ZM226 85V84H225ZM223 86L224 87V89H229L230 90V88H231V86L229 85V87H226V86ZM208 86H209V84H208ZM256 86V87H255ZM245 87V88H244ZM250 88V89H249ZM263 88H264V86H263ZM200 89H201V87H200ZM174 90V89H173ZM253 90H255V89H253ZM253 90H251L250 91V93H253V94H255L256 92L255 91H253ZM257 90V92L259 93V92H261V90L262 89H260V91H258L259 89H256ZM175 91L176 90H174V92H173V94H172V91H171V95H172V98L174 97L173 95H175ZM264 91V90H263ZM242 93L241 92V94L240 95H238L239 96V98L241 99V97L240 96H242L243 94V98H248V96H247V94L245 95V93ZM60 94L61 92H56V96L58 95V94ZM262 93V92H261ZM260 94V93H259ZM259 94H257L256 93V95L254 96L256 99H257V97H258V100H259V98L261 97H259ZM250 95V94H249ZM258 95V96H257ZM52 96H54V94L52 95ZM60 96H62V95H60ZM244 96H247V97H244ZM253 96H249V98H251V99H247L246 101H248L247 102V104L245 105V102L244 101H242V100H240V102H241V105H242V103H243V107H250L249 108V111L251 112V113H255V115L259 112L258 110L261 108V106H258V105H256L255 107L257 108L256 110H252L251 108H252V103L253 102H264L263 100L264 99H262L263 97H264V92H263V94H262V98L259 100V101H253L255 98L253 97ZM63 97V96H62ZM61 97V98H62ZM145 97V96H144ZM176 97L177 96H175L173 99H176ZM56 98H59V97H56ZM233 98H234V96H230V97H227V99L225 98V100H226V102H227V100L229 101L228 103H230L231 101L233 102L234 100H233ZM238 98V99H239ZM232 99V100H231ZM253 99V100H252ZM144 100V99H143ZM167 101V100H166ZM166 101L165 100H161V99H156V100H154V102H153V104H151V106H150V108H148L144 113L146 114V113H149V114H152V113H154L155 111H157V110H160V108L164 105L163 103L165 102L166 103ZM250 101V102H249ZM251 101H253V102H251ZM111 102V101H110ZM190 102V100H188V103ZM260 102V103H261ZM138 103V102H137ZM169 103H171L170 101L168 102V103H166V105H168ZM191 103V102H190ZM193 103V102H192ZM248 103H251L250 105L248 104ZM259 103V104H260ZM195 104H196V102H195ZM262 104V106L264 107V103H261ZM260 104V105H261ZM46 107V106H45ZM138 108H139V106H138ZM254 108V107H253ZM40 109H42V108H40ZM39 109V110H40ZM245 109V111L247 110V108H244ZM251 109V110H250ZM262 110V109H261ZM264 110V109H263ZM80 111V110H79ZM255 111H257V113L255 112ZM133 112V113H132ZM131 113H128L127 115H124V116H122V117H117V118H108L107 120H109V121H112V120H114L115 122H116V120H117V122L116 123H118L119 124V127H123V126H126V124H129V122L131 123L132 121V119L134 118V112L135 111H132ZM246 112H248V111H246ZM35 113H36V115H35ZM35 113H33L32 112V114H31V116L33 115V117H34V119H32L33 117H31V116H29L30 115V113L29 114H27L28 116H26V117H29V118H24V117H22V116H20L19 117V119L21 118V119H23V121H21V119L20 120H11V121H9V119L6 121L7 123L8 122H12L13 123V121L14 122H17V121H19V123L20 124H23V129L20 131L19 130V127H17L18 126V123H16L15 124V128H17V129H15L14 128V126L11 128V125H14V124H12L11 123V125H10V129H12V130H10L12 133H13V130H15V131H17L18 130V132H22L24 129H25V126H27V125H29L28 127H26V131L27 130H29L30 128V132L32 131V129H34L35 128V126L37 125L36 123L38 122V124H40L41 123V125L47 120V118H48V116H49V112L47 113V112H39V111H35ZM262 113V111L261 112H259L258 113V115H257V117L258 118H260L261 119V117L262 116H264V114H261ZM263 113H264V111H263ZM40 114V115H39ZM42 114H43V117H42ZM223 114V113H222ZM37 116H38V118H37ZM127 116H128V118H127ZM36 117V118H35ZM40 117V118H39ZM131 117V118H130ZM32 120H31V119ZM75 119L77 118V115H75V117H74ZM18 119V118H17ZM29 119V120H28ZM37 119V120H36ZM116 119V120H115ZM130 119V120H129ZM263 120H264V118H262ZM31 120V121H30ZM36 122V123H33L34 121ZM123 120V121H122ZM129 120V121H128ZM25 121V122H24ZM26 121H29V123L28 122H26ZM119 121V122H118ZM122 121V125H121V122ZM1 123H2V121H0ZM6 122H3L4 124H6ZM115 122H113L112 121V123L114 124ZM3 123L1 124L2 126H3ZM115 123V124H116ZM126 123V124H125ZM25 124V125H24ZM33 124V125H32ZM117 124V125H118ZM32 125V126H31ZM264 125V124H263ZM114 126V125H113ZM116 126V125H115ZM247 126V125H246ZM249 126V125H248ZM246 127L247 128V132H246V128L244 129H241V128H239V129H241V131H243L244 130V133H242V132H240V137H241V135H245L246 133H248V134H250V135H248V136H244V137H246V138H248L249 137V142H252V141H250L251 139L253 140V142H255L256 141V139H255V137H254V133H256V132H254L255 130H256V128H255V126H256V124H252V127H251V125H250V127ZM253 126H254V128H253ZM1 127V126H0ZM5 127V129L4 130H6V129H8L7 127V125L6 126H4ZM21 127V126H20ZM21 127V128H22ZM30 127V128H29ZM264 127V126H263ZM14 128V129H13ZM20 128V129H21ZM203 128H205V126L203 125V126H199V125H195V126H185L184 127V130L185 131H187V133L186 134H194V133H191V131L192 132H195V130H201V129H203ZM120 129V128H119ZM252 130V131H250V130ZM2 130V129H1ZM9 130V129H8ZM34 130H36V129H34ZM40 130H42V128H40ZM14 131V132H15ZM190 133H189V132ZM6 132V134L5 133H3L5 136H7V133H9V132H7V131H5ZM10 132V133H11ZM30 132H27V133H30ZM238 132V131H237ZM237 132H235L234 134H232V135H230V137L229 136H225L227 139H230L232 136H234V137H232V140H233V138H236V137H239L238 136V134H239V132H238V134H237ZM246 132V133H245ZM252 132V133H251ZM254 132V133H253ZM1 133V132H0ZM12 133H11V135H12ZM23 133H26V132H24L23 131ZM242 133V134H241ZM14 135H13V139H9V137L11 136L10 134L8 135L9 137L7 138V140L5 141V143H7V141H9V140H15V138H17V137H19V135L20 136H22L20 133H17V134H19V135H17V137H15V135H16V133H13ZM35 134V133H34ZM117 133H116V131H115V135H116ZM216 134H218V133H216ZM236 134V135H235ZM251 134H252V138L250 137L251 136ZM2 135V134H1ZM24 135V134H23ZM114 135V136H115ZM113 136V137H114ZM213 136L215 137V134H213ZM2 137V136H1ZM0 137V138H1ZM15 137V138H14ZM211 138H212V136H210ZM210 137H208V138H210ZM213 137V138H214ZM239 137V138H240ZM264 137V136H263ZM63 138H65V141H63V140H61V141H63V143L64 142H66V140L67 139H69V140H72V141H69V142H67V143H69V144H67L66 143V146L68 145V147L70 148V149H72L73 151L72 152H70L72 155H73V157L71 158V160L69 161V160H67L68 161V164H66L65 163V165H60L61 166V168H64V166H66V165H68V167H71V166H76L75 164H77V165H79V163L80 162H78L77 161V156L78 155H80V154H82L83 152H86L87 150H89V147H87L89 144H94L91 140H87V143L86 144H88L86 147H84L86 144H80V143H85V141H84V139H82L83 140V142H79L78 143V141H77V137L75 138V137H72V138H70V136H68V138H67V136L65 135ZM106 138L108 139L109 137H105L103 140H101V142H102V144H101V142H100V144L98 143V145H96L97 143H95L94 145L95 146H104L105 144L104 143H106V146H104L105 147V149L106 148H109V146L112 144L111 143V139H112V135H110V140H109V143H111V144H109L108 143V141L106 142L105 140H106ZM243 137H241L240 138V140L242 139ZM245 138V139H246ZM1 139H3V140H5V138L4 137H2ZM0 139V141H1V143H3V141ZM61 139H62V137H61ZM73 139H75V141H76V143L78 144L77 146H75V144H74V140ZM81 140V141H82ZM202 140V141H201ZM238 141H236V143L238 144V145H241L242 144V146H238L237 147V144L236 143H234L233 142V147L230 149H228L229 150V152H227L226 153V155L223 157L222 155H223V151H221L222 150V148H220V147H216V149H215V147H211V146H208V145H210V142H206V141H203V138H201L200 140H199V142L200 143H202V144H208V145H206V146H208V147H206V148H204L203 149V151H205V154H204V152L202 151V149L200 150H198L199 152H196L195 153V158H196V160L195 161H197V159L199 160V161H197V163L199 162V164H197V165H195L196 164V162L192 165V166H184L183 164V162L182 161H184L185 159H186V155H184V154H178V156L176 155V156H173V157H171V158H168V159H172L171 160V163H170V160L168 161V159L167 158H165L166 160H164V162L166 161L167 163L166 164H164L163 163V161L162 162H157V165L158 164H160V165H158V166H161V164H162V166L161 167H165L166 165H170V167H174V166H176L177 165V169H176V173H175V177L177 178V180H175V185H173V184H171V183H166L165 181L166 180H161L162 182H164V183H160V184H162L161 185V187H160V185H157V184H159V182L157 183V182H155L156 184H155V186H154V180H152V179H149V178H144V177H141V178H136L135 179V181L134 180H132V181H125V183H124V181L123 180H121V181H115V182H110L109 184L111 185H108V184H106V185H108V187H110L109 189H108V187L106 186V185H97V183H95V182H93V181H91V182H89V183H87V184H84V183H82L81 181L80 182H78V183H75L74 185H72V182H70V181H72V180H70V179H67V178H63V177H61V178H59V177H47L46 175H45V177H44V175H43V172L45 171H47L48 169H49V165H48V163H46V162H43V163H45L44 165L45 166H43V170H42V165H37L38 167L40 166V168L38 169V167H36L35 168V170H34V172H33V170L31 169V168H26V169H24L23 170V172L21 171L20 173H18L17 175H15V173L16 172H18L17 171V169L14 167V166H11V163H13V162H6L7 164H5V166H2L4 169L2 170V172H1V176H0V192H4L5 190V193H6V195H5V193H2V195H0V204H1V206H0V209H2L3 207H5V206H3L2 204L4 203V205H8L6 208L8 209V208H10V203H11V206H15L14 204H16V202H17V204L16 205H19V203H22V204H20L21 206H17L16 208H18V209H13L14 211V213H12V212H10V211H12V208L13 207H11V210L9 211V212H3V211H0V219H5V220H7V221H9V225L10 226H6L5 224H7V221H4V219L2 220V223L3 222H6L4 225L1 223L0 224V256L3 254V253H5L6 251H8V252H6L4 255L7 257H5L4 255H2L0 258H2V259H0V263L1 264H13V261H14V264H16L17 263V261L19 260L20 262H18L17 264H23V262H24V264H35L36 262V264H38V262H39V264H43L44 263V261H46L47 259H49V258H54V259H56V260H59L60 261V259H57V257H61V255H62V259L63 260H65V261H63L62 259V261H60V263L61 264H82L84 261L83 260H86L89 264H91V262H92V264H99V263H104V264H110V262H112V260L111 259H108V258H110L109 256H108V254L106 255V254H104V253H102V252H100L101 254H96L95 252V258L97 259V257H98V259H97V261L95 260V258L94 259H91L90 260V258L89 259H83V260H81L80 258H81V255L78 253V250L80 249V248H83L84 249V247L83 246H85V244H93V243H95V241H97V240H95L94 239V237L96 238H99V237H101V236H103V235H105V234H109V236L110 237H117L116 239L115 238H113L116 242L115 243H112V244H114V245H120V243L124 240V237H126L127 235V233H130V232H134L135 230L138 232V233H142L143 235L146 233V232H148V230H147V228H149L150 227V230H153V231H155V229H157V228H159L160 229V231H158V232H155V236H158L159 238H161V237H163V236H165V234H163V230H166V231H168V233H170V237L169 238H167V239H165V240H163L162 241V243L159 241V244H158V246H162V247H164L163 249H164V251H163V249L161 250L160 248H162V247H160V248H158L157 250V252H158V254H157V257H156V259H158V261H160V259L163 261V262H167V264L169 263V264H264V206L261 204H258V205H251L250 207L248 206V207H243V208H241V209H244L245 208V211L243 212L242 210H238V211H236V212H233V211H230V209L232 208V207H234V206H236L237 204H238V200H237V197H240V198H243V199H246V197L248 198V196H250L251 197V195H249L250 194V192L249 191H251V190H253V191H255L256 190V187H252V185L254 184V186L257 184V185H259L260 184V182L262 183V185L264 184L263 182H262V179H264V156L262 155V154H264L263 152L264 151H262L263 150V148H264V144L263 143H261V147H263L262 148V150H260V148H259V143H258V145L256 144V142H255V147L256 146H258V147H254L253 149H250V150H252V151H250V150H247L246 148H248V147H246L247 145L246 144H248L247 142H248V140L246 139L245 141H240L239 139H237ZM80 141V140H79ZM15 142V141H14ZM71 142V143H70ZM104 142V143H103ZM225 141H222V143H224ZM244 143V145H243V143ZM5 143H3L4 145H6ZM73 143V144H72ZM107 143H108V145H107ZM225 143H231L232 144V142H225ZM8 144H10L9 142L7 143V145ZM73 146H72V145ZM104 144V145H103ZM212 144V143H211ZM4 145H2L3 147H4ZM6 145V146H7ZM60 145H62V144H60ZM60 145H58L57 146V149H55V150H57L58 151V147H60ZM236 145V146H235ZM246 145V146H245ZM2 146H0V148L2 147ZM9 146V145H8ZM7 146V148L8 149H10V147H8ZM12 146H13V143H12ZM11 146V147H12ZM62 146H64L65 147V145L63 144ZM92 146V148H93V145H91ZM91 146H90V148H91ZM94 146V147H95ZM244 146L246 147V148H244ZM2 147V148H3ZM63 147V148H64ZM68 147H66V149L68 148ZM80 148V149H78V148ZM103 147V148H104ZM111 147V146H110ZM239 147H241V148H243V149H241V148H239ZM1 148V149H2ZM5 148L6 147H4L3 149L5 150ZM62 148V147H61ZM62 148V149H63ZM68 148V149H69ZM209 148H211V150L209 149ZM213 148V149H212ZM219 148L221 149L220 151H219ZM1 149H0V156H2L3 155V157L5 156V154H6V152L8 151H6L5 150V153L4 152H2V151H4L3 149H2V151H1ZM62 149H59V153H60V151L62 150ZM65 149V150H66ZM69 149V150H70ZM207 149H209L208 151H210V152H208V151H206ZM236 149H240L241 150V152H240V150H236ZM259 150L260 152H262V154L258 151H254V150ZM65 150H63V151H65ZM69 150H68V152H69ZM82 150V151H81ZM217 151L216 153H214V151ZM246 150L247 151H250L251 152V155H250V152H246ZM67 151V150H66ZM71 151V150H70ZM78 153H77V152ZM81 151V153H79ZM242 151H243V154H241L242 153ZM246 153H245V152ZM53 151H51L50 153H52ZM203 152V153H202ZM208 152V153H207ZM213 152V153H212ZM240 152V153H239ZM254 152L256 153V156L254 155ZM47 153V152H46ZM53 153H55L56 154V152L54 151ZM69 153V154H70ZM199 153H200V155H199ZM202 153V154H201ZM218 153V154H217ZM222 153V154H221ZM237 153V154H236ZM240 155H239V154ZM257 153H258V155H257ZM259 153H260V155L262 156H259ZM22 155H23V153H21ZM21 154H19L18 156H19V158H22V156H20ZM208 154H209V156H208ZM217 154V155H216ZM221 154V155H220ZM236 154V155H235ZM250 156H249V155ZM253 154V155H252ZM153 155V154H152ZM180 155H181V157H180ZM183 155V156H182ZM199 155V156H198ZM202 155V156H201ZM205 155V156H204ZM233 155V156H232ZM47 157L49 156V153H48V155H46ZM51 156V155H50ZM204 156V157H203ZM218 156V157H217ZM245 156H248V158H250L252 161H254V162H252L250 159H248L247 160V157H245ZM254 156H255V159H252V158H254ZM151 156H143V155H139V156H135V157H131V159L127 162V165H129V166H140L139 168H144V167H146V166H148L147 164H148V162H149V159H151L150 158ZM179 158V159H177V158ZM184 157V158H183ZM206 157V158H205ZM212 157V158H211ZM223 157V158H222ZM246 158L245 159V161H244V159H241V158ZM257 157V158H256ZM260 157V158H259ZM18 158V159H19ZM134 158H136V159H134ZM176 158V159H175ZM214 158V159H213ZM216 158L217 159H219L217 162H213L214 160H216ZM236 158V159H235ZM263 159V161H262V159ZM0 159H2L1 157H0ZM134 161H133V160ZM182 159V160H181ZM201 159H203L202 161L203 162H205V163H207V161H210V165L209 164H206V167H204V168H202V166L204 165L203 164V162L201 161ZM207 159V160H206ZM240 159V160H239ZM258 159H259V161H258ZM16 160V159H15ZM121 159L120 158H118L117 159V157L116 158H114L113 159V161H109V162H107L106 164H105V167H108V166H110V165H114V163H118L119 161H120ZM136 160V161H135ZM179 160V162H177ZM181 160V161H180ZM225 160V161H224ZM11 161V160H10ZM66 161V160H65ZM142 162L141 164H140V162ZM172 161H174V164L172 163ZM176 161V162H175ZM248 161V162H247ZM250 161H251V163H250ZM257 161V162H256ZM133 162V163H132ZM183 164H182V163ZM212 162V163H211ZM225 162H226V165H225ZM228 162H230V163H228ZM233 162H235L236 164V166L234 165V163ZM255 162H256V164H255ZM261 162H263V163H261ZM93 163V161H90L87 165H91ZM109 163V164H108ZM134 163H136V164H134ZM176 163H178V164H176ZM222 163L224 164V166L222 165ZM249 163V164H248ZM252 163H254V164H252ZM41 164V163H40ZM72 164V165H71ZM74 164V165H73ZM82 164V163H81ZM139 164V165H138ZM143 164V165H142ZM179 164H181V165H179ZM233 164V165H232ZM244 165L243 167H245V168H243L242 166H240V165ZM251 164V165H250ZM69 165H71V166H69ZM107 165V166H106ZM142 165V166H141ZM156 165V167H158ZM202 165V166H201ZM215 165L216 166H218V165H220V166H218V167H215ZM227 165H229V166H227ZM231 165V166H230ZM48 168H47V167ZM54 167H58V165H53ZM59 166V167H60ZM136 166V167H137ZM182 166V167H181ZM197 166V167H196ZM208 166V167H207ZM212 166V167H211ZM226 166V168H224ZM236 168H235V167ZM45 167V168H44ZM67 167V166H66ZM200 167H201V169H200ZM223 167V168H222ZM229 167H231V168H229ZM237 167H242V169L241 170H239L240 168H237ZM250 169H249V168ZM47 168V169H46ZM158 168H160V167H158ZM189 168V169H188ZM198 168L200 169V171L198 170ZM221 170H220V169ZM232 168H233V170H232ZM45 169V170H44ZM64 169H66V168H64ZM186 169H188V170H186ZM191 169V170H190ZM193 169V170H192ZM224 169V170H223ZM226 169H229L228 171L226 170ZM237 169L239 170V172L237 171ZM36 170H37V172H36ZM113 170H114V168H113ZM182 170V171H181ZM199 171V173H200V180L201 181H203V180H206L207 178L208 179H212L213 181L215 180V184L217 183V182H220V184H223V182H224V185H226L225 184V182L227 181V180H229V182H226V183H228V184H230V185H232V183H233V186H232V188H234L235 187V185H236V188H234L233 190V193H232V195L231 194H229L230 192H228L227 194H229L230 196H228L227 197V200H225V201H223L222 203H220V202H212V200L211 199H207V200H209V201H207L206 200V203H204L205 202V198L204 199H202L203 198V196L202 195H204V196H206V194H201V195H199L198 193L196 194V193H194V192H192V190H189V189H187V188H185L186 186H184V180H185V176L186 177H188V176H191V175H193L194 173H197L198 171ZM207 170V171H206ZM210 170H212V171H210ZM217 170V171H216ZM221 172H220V171ZM223 170V171H222ZM243 170V171H242ZM261 170V171H260ZM184 171V172H183ZM197 171V172H196ZM216 171V172H215ZM225 171H226V174H229V171H230V177H229V175H228V177L230 178V179H227L228 177H227V175L225 176ZM235 173H234V172ZM258 171V172H257ZM261 173H260V172ZM38 172H39V174L40 175H42V176H39V174H38ZM42 174H41V173ZM45 172H44V174H45ZM181 172H182V174H181ZM185 172L187 173V175L185 174ZM189 172V173H188ZM204 172V173H203ZM213 172V173H212ZM217 172H218V174H217ZM238 172V173H237ZM257 172V173H256ZM33 173H35V174H33ZM210 173V174H209ZM222 173V174H221ZM233 173V174H232ZM38 174V175H37ZM191 174V175H190ZM212 174V175H211ZM231 174H232V177L233 178H231ZM235 174H236V176H235ZM262 174V175H261ZM179 175V176H178ZM203 175L205 176V177H203ZM239 175V177L237 178V176ZM14 176H16L17 178H15ZM212 176H214V177H212ZM224 178H223V177ZM250 176V177H249ZM183 177V178H182ZM203 177V178H202ZM216 177V178H215ZM219 179H218V178ZM222 177V178H221ZM237 179H236V178ZM243 177H247V178H245V179H248V178H250V179H248L249 181H247L248 183H250V180L252 181V182H254L253 184H251V186H250V184H248V185H245V184H242V183H237L238 181H236V180H239L240 178H243ZM180 178V179H179ZM213 178H215V179H213ZM235 178V179H234ZM142 181H141V180ZM145 179V180H144ZM218 179V180H217ZM220 179H222V180H220ZM231 179H233L232 181H230ZM260 179H261V181H260ZM143 182V184L145 183V186H147V189H144L145 188V186L140 182ZM236 182H235V181ZM156 181V180H155ZM158 181V180H157ZM160 181V182H161ZM212 181V182H213ZM127 182V183H126ZM132 182V183H131ZM133 182H135L134 184H133ZM136 182H137V184H136ZM138 182H139V185H138ZM167 182H173V181H167ZM176 182H177V184H176ZM222 182V183H221ZM79 183H82V184H79ZM234 183H236V184H234ZM18 184V185H17ZM96 184V185H95ZM115 184V186H117L118 184H120L119 185V187H115V186H112V185H114ZM117 184V185H116ZM123 184V185H122ZM125 184V185H124ZM129 184H133V185H129ZM136 184V185H135ZM147 184V185H146ZM228 184H227V186H226V188L229 190V187H230V185L228 186ZM17 185V186H16ZM19 185H21V186H23L22 188H20L19 187ZM90 185H95L93 188H92V186H90ZM121 185L123 186V187H121ZM128 185V186H127ZM135 185V186H134ZM141 185H143V187L141 186ZM169 185H170V187H169ZM240 187H239V186ZM242 185V186H241ZM8 186H12V188L11 187H9L8 188ZM50 186V187H49ZM85 186V187H84ZM97 186V187H96ZM98 186H99V189L97 190V188H98ZM100 186H101V188H100ZM127 186V187H126ZM133 188H132V187ZM158 186L160 187V188H158ZM249 186V187H248ZM30 187H32V189L30 190ZM42 187H44V188H42ZM76 187V188H75ZM88 187V188H87ZM113 187H115L114 188V190H115V192L114 191H112L113 190ZM125 188L124 190V192H122V190L123 189H121V188ZM130 187H131V189H132V191H130L131 189H130ZM135 187L139 190H137V189H135ZM163 187L165 188V190L163 189ZM176 187H178V188H176ZM13 188H15V190L13 189ZM16 188H17V190H16ZM18 188H20V190L18 189ZM40 188V189H39ZM83 188V189H82ZM91 190H90V189ZM95 188V189H94ZM105 188V189H104ZM118 188V189H117ZM128 188V189H127ZM162 188V189H161ZM176 188V190L177 189H179V191H180V193H178L179 191H176V190H174ZM243 188H244V190H246L245 192H244V190H243ZM249 188V189H248ZM253 188V189H252ZM3 191H2V190ZM23 189V190H22ZM34 189H36V190H34ZM80 189H82V190H80ZM93 189V190H92ZM117 189V190H116ZM130 189V190H129ZM159 189H161V190H159ZM187 189V190H186ZM227 189H225V190H227ZM264 189V186H263V188L262 189H260V190H263ZM8 190H10L9 192H8ZM13 190V191H12ZM42 190V191H41ZM83 190H85V191H83ZM100 190V191H99ZM105 190V191H104ZM108 190H110V191H108ZM121 190V191H120ZM129 192H128V191ZM163 190V191H162ZM174 190V191H173ZM182 190V191H181ZM186 191V192H184V191ZM213 191L214 189H206V191ZM223 191L221 192V190H220V193H223L225 190L224 189H222ZM227 190V191H228ZM23 191V192H22ZM39 191V192H38ZM89 191V192H88ZM91 191H95V192H91ZM119 191V192H118ZM138 191V193H137V195H136V192ZM142 191L146 194H144V193H142ZM160 191H162V196H163V194H165L166 193V197H167V195H169L168 196V198H169V200H167V198H165V196H163L165 199H163V197L160 195ZM171 191V192H170ZM176 191V192H175ZM189 191V192H188ZM207 191V193H210V192H208ZM11 192V193H10ZM18 192V193H17ZM24 192H26V193H24ZM87 194H86V193ZM105 192H107V194L105 193ZM110 192H114V193H116V194H114V193H110ZM126 192H128L127 194H123V193H126ZM133 192V193H132ZM160 192V193H159ZM173 192H175V193H173ZM191 192V193H190ZM248 192V193H247ZM252 192V191H251ZM9 193V194H8ZM15 193V194H14ZM33 193V194H32ZM117 193H120V194H122L121 196L119 195L118 196V194ZM131 193V194H130ZM187 193H188V195L190 196H188L187 195ZM225 194H226V191L224 192ZM8 194V195H7ZM102 194V195H101ZM114 194V195H113ZM130 194V195H129ZM133 194H134V197L133 198H131L130 196L132 195L133 196ZM144 194V195H143ZM174 196H173V195ZM179 194V195H178ZM183 195L185 198H186V200H184V198H183V200L181 199V197H183V196H180V195ZM196 194V195H195ZM262 193H260V195H261ZM75 195V196H74ZM103 195H105V196H103ZM116 195V196H115ZM128 195V196H127ZM136 195V196H135ZM160 195V196H159ZM176 195H178V196H180V198L179 197H177L176 199H175V197H176ZM259 195V196H260ZM125 196V197H124ZM126 196L127 197H129V199H130V201L129 200H127V198H126ZM149 197L148 199H147V202H149V203H142L141 201L142 200H145L144 202H146V197ZM158 196V198H156ZM171 196H172V198H171ZM186 196H188L189 198H187ZM202 196V197H201ZM244 196H245V198H244ZM258 195H256L255 197H257V198H259V200H260V202H262L263 204H264V194H263V198L261 199L260 197H259ZM2 197V198H1ZM19 197V198H18ZM249 197V198H250ZM8 198V199H7ZM118 198V199H117ZM141 198H142V200H141ZM190 198H191V201L189 202V200H190ZM248 198V199H249ZM5 201H4V200ZM7 199V200H6ZM85 199V200H84ZM100 199V200H99ZM151 199V200H150ZM155 199H158L157 201L155 200ZM166 202H163V200ZM179 199H181V201H179ZM188 199V200H187ZM200 199V200H199ZM201 199H202V202H203V200H204V202L202 203L201 202ZM141 200V201H140ZM172 200V201H171ZM196 202H195V201ZM199 200V201H198ZM25 201V202H24ZM151 201V202H150ZM162 201V202H161ZM185 201V202H184ZM187 201V202H186ZM14 202V203H13ZM29 202V203H28ZM169 202V203H168ZM191 202H192V204H191ZM199 202V203H198ZM200 202L202 203V204H200ZM232 202V203H231ZM152 203H154V204H152ZM182 203V204H181ZM184 203V204H183ZM217 203V204H216ZM23 204H25V205H23ZM37 204H39V205H41L40 207H38V208H36V209H38V210H36L35 209V206L37 205ZM152 204V205H151ZM166 204H167V208H166ZM204 204V205H203ZM27 205V206H26ZM29 205V206H28ZM160 205V206H159ZM165 205V206H164ZM187 205V206H186ZM206 205V206H205ZM207 205H209V206H207ZM215 205V206H214ZM219 205V206H218ZM84 206H89L88 207V212H87V216L86 217H82V218H78V216H76L75 215V212L76 211H79V209H81L82 207H84ZM262 206V207H261ZM2 207V208H1ZM26 207H28V209H26V210H24L22 213H20V214H18V212L21 210V208L22 209H24V208H26ZM41 207H45V208H47V212H45V211H42V209H41ZM169 207H170V209H169ZM254 207H256V208H254ZM258 207H260V208H258ZM5 208V209H6ZM15 208V207H14ZM178 208V209H177ZM207 208V209H206ZM262 208H263V210H262ZM4 208H3V210L4 211H6ZM17 210V211H16ZM29 212H28V211ZM181 210V211H180ZM192 212V213H191ZM195 212H197V213H195ZM3 213H5V214H3ZM11 213H12V217L13 216H16L15 218L13 217V219H10V216H11ZM134 213V214H133ZM247 213V214H246ZM16 214V215H15ZM260 214V215H259ZM5 215H7V216H5ZM8 215H10V216H8ZM118 215H119V218H118ZM135 215V216H134ZM99 217V216H101V218L100 219H98V220H100L99 221V223H97V224H90V221H92L91 220V217ZM114 216H115V218H114ZM205 216V217H204ZM9 217V218H8ZM103 217V218H102ZM108 217V218H107ZM208 217V218H207ZM7 218V219H6ZM53 220V222H52V226H56V225H54L55 223L58 225V226H56L57 228H61V227H64L65 229H67V232L69 233V236L71 235V238H69L68 239V241H69V243H68V245L66 246V245H60V246H62V250L61 249H59V251H56L55 252V250H54V248H55V246H54V243H56V242H54L53 243V246H54V248H51V247H53V246H49L48 244L49 243H44V239L46 238V236L44 235V232H47V230H50L51 228H52V226L49 224V223H46L48 220H51V219ZM114 218V219H113ZM203 218V219H202ZM8 219H10L11 221H14V223H12L10 220H8ZM22 219V220H21ZM118 219H120V220H118ZM218 219V220H217ZM230 219V220H229ZM117 220V221H116ZM200 220V221H199ZM17 221H20L19 223H20V225L21 226H14L13 224H17V223H15V222H17ZM57 221V222H56ZM121 221H123V222H121ZM126 221V222H125ZM10 222L12 223V224H10ZM105 222V223H104ZM119 222H121V223H123V226H121L122 224L121 223H119ZM207 222V223H206ZM18 223V224H19ZM30 223V224H29ZM46 223V224H45ZM59 223V224H58ZM62 223V224H61ZM143 223V224H142ZM7 224V225H8ZM24 224V225H23ZM44 224V225H43ZM68 226H67V225ZM111 224H113L114 226H112ZM125 224V225H124ZM128 226H127V225ZM12 225V226H11ZM36 225H39L38 227H39V229L38 228H36L37 226ZM59 225H61L60 227H59ZM202 225H235V229H234V232H236V233H232V234H229V235H226V234H228L227 232H230L231 231V228L229 227L228 229H226V228H224V227H222V229L221 230H219V231H213L212 233H211V235H208L209 236V238H207L208 240H201L200 238L201 237H199V234L201 233V230H200V228H203V227H201ZM244 225H247L248 227L246 228V230H244L243 229V227H244ZM258 225V226H257ZM6 226V227H5ZM35 226V227H34ZM47 226H48V228H47ZM49 226H51V228H49ZM104 228H103V227ZM107 226V227H106ZM110 226V227H109ZM119 226V227H118ZM129 227V228H127V227ZM139 226L141 227V229L139 228ZM147 226V227H146ZM67 227V228H66ZM69 227V228H68ZM77 227H79V228H77ZM99 227V228H98ZM131 227V228H130ZM145 227V228H144ZM3 228V229H2ZM7 228V229H6ZM8 228H10V229H8ZM12 228V229H11ZM18 229V230H15V229ZM31 228V229H30ZM45 228H47V230H44ZM71 228V229H70ZM82 228V229H81ZM97 228L100 230H97ZM102 228V229H101ZM14 229V230H13ZM24 229V230H23ZM27 229V231H29V232H27L26 231V233H28V234H25V235H28V238L24 235L23 236V234H22V232L23 233H25V230ZM69 229V230H68ZM78 229V230H77ZM84 230V233H82V231H79V230ZM95 229L97 230V231H95ZM131 229H133V230H131ZM135 229V230H134ZM241 229H243L244 230V232L242 233V234H237ZM8 230V231H7ZM11 230H13V231H11ZM22 230V231H21ZM36 230V231H35ZM39 230V231H38ZM73 230V231H72ZM91 230H92V232H91ZM11 231V232H10ZM16 231H18V232H16ZM19 231L21 232V234H17V233H19ZM33 231V232H32ZM44 231V232H43ZM77 231H78V234H77ZM88 231V232H87ZM146 231V232H145ZM5 232V233H4ZM14 234H16L15 235V237H17V240H15V237H14V235H13V233ZM40 232V233H39ZM100 232V233H99ZM105 232V233H104ZM8 233V234H7ZM11 233V234H10ZM29 233H30V235H29ZM73 233V234H72ZM76 235H75V234ZM79 233H81V234H79ZM250 233V234H249ZM3 234V235H2ZM94 236H93V235ZM236 234V235H235ZM249 234V235H248ZM5 235V236H4ZM19 235H21V237L19 236ZM101 235V236H100ZM120 235V236H119ZM6 236H8V237H6ZM19 236V237H18ZM23 236V237H22ZM31 236V237H30ZM84 236V237H83ZM255 236H256V238H255ZM10 237H14L12 240L10 239ZM25 237V238H24ZM34 237H35V239H34ZM38 237V238H37ZM76 237V238H75ZM81 237V238H80ZM20 238V239H19ZM23 238V239H22ZM29 238H31V240H29ZM82 239V240H80V239ZM123 238V239H122ZM135 238H137V237H135ZM9 239H10V241H9ZM18 239H19V241H18ZM26 239V240H25ZM92 239H94L95 241H92ZM173 239V240H172ZM196 239H200V240H196ZM241 239V240H240ZM16 242H18V243H16ZM21 240H23V242L21 241ZM33 240V241H32ZM34 240H36V242L34 241ZM42 240H43V242H42ZM138 240H140V239H138ZM161 240V239H160ZM169 240V241H168ZM37 241H39V242H37ZM80 241V242H79ZM137 240H134V241H132L133 243H132V245H131V248H129L127 251H128V254L131 252V250H136V245H138V241L136 242ZM2 242V243H1ZM14 242V243H13ZM24 243V244H21V243ZM29 242H30V244H29ZM33 242V243H32ZM91 242V243H90ZM20 243V244H19ZM37 243V244H36ZM167 243V244H166ZM184 243V244H183ZM27 244V245H26ZM73 244V245H72ZM80 244V245H79ZM169 244V245H168ZM186 244V245H185ZM18 245V246H17ZM35 245L38 247V246H40V247H38L39 248V251L40 252H37V250H38V248H36L35 247ZM44 245H45V247H44ZM74 245H77L78 247H79V249L78 248H74ZM96 245V244H95ZM197 245V246H196ZM202 245H204V246H202ZM70 248H69V247ZM72 246V247H71ZM133 246L135 247L134 249H133ZM11 247V248H10ZM20 247V248H19ZM24 247V248H23ZM41 247H42V250L44 251L45 250V252H46V254H44V252L43 251H41ZM43 247H44V249H43ZM49 247V248H48ZM17 248H19V251H17L18 249ZM23 248V249H22ZM26 248V249H25ZM69 248V249H68ZM176 250V251H174V249ZM9 249V250H8ZM17 249V250H16ZM25 249V250H24ZM31 250V252H30V250ZM32 249H33V251H32ZM47 249V250H46ZM50 249H53V250H51V252H50ZM65 249V250H64ZM66 249H68V251L70 252V250H71V254L69 255L68 253H66V252H68V251H66ZM170 249H173L170 253L168 252ZM12 250V253L13 252H15V253H13L14 255L16 254L18 257L16 258V255L15 256H13L12 255V253H10V251ZM17 252H16V251ZM35 250V251H34ZM134 250V251H135ZM22 252V253H19V252ZM26 251H28V252H26ZM48 251V252H47ZM60 251H66L64 254H62ZM75 251V252H74ZM147 251V250H146ZM146 251H144L143 253L144 254H146L147 252ZM167 251V252H166ZM255 251V252H254ZM33 252H37V253H33ZM52 252H53V254H52ZM59 252V253H58ZM72 252L73 253H75V255L73 254V256H72ZM97 252V251H96ZM136 252V251H135ZM193 252V253H192ZM10 253V254H9ZM26 253H27V257H26ZM38 253H40V254H38ZM59 254V256H58V254ZM61 253V254H60ZM77 253V254H76ZM131 253H133V251L131 252ZM130 253V254H131ZM137 253V252H136ZM143 253H141V255L143 254ZM166 253V254H165ZM7 254H8V256H7ZM19 254H21V255H19ZM29 254H34L35 255V257H32L31 255L29 256ZM44 254V255H43ZM78 254H79V256H78ZM144 254L142 255L143 257H141V255L139 254V255H137V256H135L136 258V260H134V261H132L130 264H149V263H152V262H149L150 261V259H147V258H145L144 257ZM163 256H162V255ZM165 254V255H164ZM176 254V255H175ZM210 254V255H209ZM37 255V256H36ZM47 255V256H46ZM51 255V256H50ZM54 255V256H53ZM56 255V256H55ZM63 255H64V257H63ZM98 255V256H97ZM101 255V256H100ZM102 255H106L105 257L104 256H102ZM135 255V254H134ZM149 255V254H148ZM148 255H147V257H148ZM161 255V256H160ZM202 255V256H201ZM254 255V256H253ZM11 256V257H10ZM23 257L22 258V261H21V257ZM50 256V257H49ZM67 256V257H66ZM129 256V255H128ZM146 256V255H145ZM149 256H151V255H149ZM166 256V257H165ZM211 256V257H210ZM13 257H15L14 259H16V263H15V260H13ZM38 257V258H37ZM56 257V258H55ZM66 257V258H65ZM102 257V258H101ZM255 257V258H254ZM4 258V259H3ZM8 258H10V260L8 261ZM25 258V259H24ZM27 258H30V259H28L27 260ZM31 258H32V261H31ZM33 258H34V260H33ZM35 258L37 259V261H35ZM46 258V259H45ZM127 258V257H126ZM149 258H151V257H149ZM160 258V259H159ZM18 259V260H17ZM44 259V260H43ZM67 259V260H66ZM71 259V260H70ZM77 259V260H76ZM105 259V260H104ZM210 259V260H209ZM216 259V260H215ZM30 260V261H29ZM43 260V261H42ZM93 260V261H92ZM153 260H155V259H153ZM152 260V261H153ZM27 263H26V262ZM35 261V262H34ZM102 261V262H101ZM32 262V263H31ZM41 262V263H40ZM87 262H84L83 264H88ZM109 262V263H108ZM123 262V261H122ZM121 262V263H122ZM154 263H155V261H153ZM162 262V263H163ZM161 263V264H162ZM166 264V263H165Z\"/></svg>",
	"mask_w": 264,
	"mask_h": 264
}]
</instances>
